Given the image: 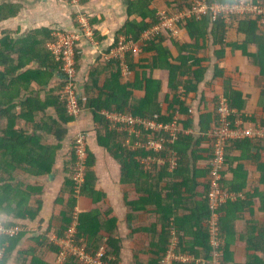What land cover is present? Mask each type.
I'll return each mask as SVG.
<instances>
[{"label":"trees","instance_id":"obj_1","mask_svg":"<svg viewBox=\"0 0 264 264\" xmlns=\"http://www.w3.org/2000/svg\"><path fill=\"white\" fill-rule=\"evenodd\" d=\"M130 1L129 14L135 15V18L126 22L122 33L139 38L143 31L162 19V15L159 16L156 8L151 6L153 0ZM192 1L195 0H181L178 6L182 8L185 3L190 4ZM207 1L231 4L235 2V0ZM21 6V3L14 1L0 2V21L15 17ZM138 16L141 19H137ZM224 18L221 15L211 20L208 13L200 17L190 16L186 21V28L191 42L179 43L171 37H164L163 33L154 36L145 47L147 50L154 49L152 60L138 64V67H143V71L140 74L136 69L137 74L132 82L122 81L117 59L110 60L107 68L94 67L90 71L85 104L93 111L98 124L99 143L107 147L119 161L121 182L132 185L133 192L139 195L137 201L129 202L127 205L134 213L144 212L154 218L149 225H141L136 229L133 226V217L129 218L132 236L144 235L150 239L149 242L142 240L136 242L133 264H162L167 256L173 231L179 238V254L194 256L202 261L200 264H211L212 248L208 228L212 213L208 200L210 168L207 160L213 156L214 138L209 135V131L215 127L216 122L211 114L202 115L199 133L181 132L175 140L166 143L165 149L157 153L153 150L125 148L116 130L109 128L110 122L103 111L132 112L145 118H153L158 114V120L171 121L172 114L169 117L160 115L158 95L163 82L153 78L151 73L154 68L167 70L170 91L177 90L179 86H182L188 95L197 91L208 69V65L203 63L208 58L200 55V51L207 47L210 33L214 44L220 45L216 50L219 57L224 55L227 45L241 47L244 52L249 53L247 45L257 43L258 52L249 55L264 73V29L258 33L257 20L251 16L234 17L241 18L238 29L246 33L247 38L242 44L226 42ZM54 37L53 30L48 27L32 29L26 35L18 37L12 30H5L0 37V215L17 221L33 222L40 216L43 208L41 196L45 192V187L38 179L53 173L58 152L68 134L67 124L75 119V116L68 112L66 99L60 94L66 76L62 70V61L56 59L47 46ZM173 46L179 51L176 57L172 54ZM134 66L135 64L132 65ZM223 72L224 68L217 64L215 75H223ZM55 75L60 76V82L49 88ZM184 76L187 78H183ZM134 89H145L146 93L137 100L134 97ZM225 89L231 106H240L238 91L228 83ZM79 103L83 107L84 102L80 97ZM174 103L180 104L190 115L189 107L178 97L174 98ZM261 104L264 107V90ZM50 108L55 112H50ZM243 119L246 120V117ZM183 121L186 127L194 125L191 116ZM165 136L168 134L165 133ZM204 143L207 145L204 146ZM261 150H264L262 141L236 138L230 142L225 155L228 168L223 170V176L231 172L233 179L231 181L223 179L222 186L225 192L238 194L249 188L247 179L250 169L242 165L240 162L242 159L257 163L261 172L260 183L264 187V161L260 160ZM235 151H240V154H234ZM87 152L85 177L81 183L73 179L77 161L74 149L66 159L68 175L61 194L67 195L68 198L64 200L65 196L59 197L63 211L60 217L54 219L59 223L54 229V234L59 240L66 238L75 222L74 211L78 195L91 199L95 205L105 198L103 192L96 189L97 177L93 170L95 155L90 149ZM150 153L166 158L161 170L153 173L145 171L141 159ZM172 157L176 158V165L170 170ZM200 160L207 161V165H198ZM22 177H26L25 180L21 179ZM29 178H35L37 181L34 184L26 182ZM254 193L244 200L228 201L218 210L221 238L225 241L223 264L233 263L231 248L238 240L246 244V264H264V224L261 229L254 226L249 228L247 235L240 236L239 239L235 227V222L247 211L253 212L252 207L256 202L259 204L260 212L264 213V191L256 189ZM77 223L75 235L77 245L84 246L91 255H96L106 245L107 256L104 260L107 261V258L111 257L114 259L112 264H124L121 259V240L116 238L117 226L114 219H109V215L100 210H94L79 215ZM46 235L47 233L33 239L35 247L29 254L36 255L38 249H46L47 255L61 256L63 250L53 244L54 242H50ZM22 239L23 236L14 240L0 238V248L7 243L11 244L8 258L3 264L8 263ZM24 258L27 259V256ZM32 264L49 263L43 261L40 256H33ZM62 264L80 263L76 257L68 256Z\"/></svg>","mask_w":264,"mask_h":264},{"label":"crops","instance_id":"obj_2","mask_svg":"<svg viewBox=\"0 0 264 264\" xmlns=\"http://www.w3.org/2000/svg\"><path fill=\"white\" fill-rule=\"evenodd\" d=\"M5 1L19 2L22 6L15 17L0 21V37L3 35L5 30H12L14 35L18 37L20 35H26L32 29L48 27L53 30V35L55 36L52 41L47 43V46L50 49L51 42L57 39V31H73L80 28L81 19L83 17L88 20L91 28L94 30L93 42L87 37H83L80 42L79 53L77 54L78 58L76 56L77 92L79 97L83 99L84 105L83 107L81 106V110L77 115H73L75 116V119L67 124L68 134L63 140L61 150L58 152L53 173L47 177L38 179L45 187V192L41 196L43 208L38 221H41L40 219H47V230L45 233H47L46 236L50 239V242H54L53 244H55V240L58 238L57 235L54 234V229L59 226V223L57 221L55 222L54 219L56 217H60L63 211V206L59 204V197L65 196L64 200H67L68 198L67 195L61 194L62 187L68 175L66 173V159L73 150L75 138L79 134L85 133L87 135V150L90 149L96 158L93 166V170L97 177L96 189L103 192L105 198L98 205H95L91 199L78 195L77 205L74 211L76 218L72 227L74 225L77 226V219L81 214L90 213L94 210H100L102 213L108 214L109 219H114L116 221V238L121 240L122 247L121 259L124 264H133L134 255L137 249L136 242L141 240L149 242L150 239L148 236L144 235L133 237L131 234L132 231L129 228V218L133 217L134 229L141 225H149L153 222L154 218L144 212L134 213L127 205L129 202L137 201L139 199V195L138 193L133 192L134 188L132 185L121 182V165L119 161L112 155L107 147L99 143L97 129L98 124L95 120L93 111H91L89 106L85 104L88 97L86 86L89 80L90 71L94 67L107 68L109 66L108 62L114 59H117L119 62L122 81L124 83L134 81L137 74L136 69L140 71V74L143 71V67H138V64L148 63L152 60V55L155 53L154 49L147 50L145 47L148 45L149 41L159 33H163L164 37H171L179 43L191 42L192 39L186 28V21L189 16L185 15V13L188 12L193 1L190 4L185 3L181 8L178 6V2L181 0H153L151 6L156 8V13L160 16L161 12H166L169 17H173V20L171 21L172 24L170 26L163 25L162 19H160L156 24L143 31L139 38L127 36L122 33V29L126 22L135 18V15L129 14L130 0H78V2H72L71 0H0V2ZM238 1L239 0H235L233 3ZM252 1L261 4L264 8V0ZM210 3L231 4L220 2ZM244 16H251L252 19L257 20L258 33L264 29V21L261 19L260 15H251L249 13L233 14L230 18H224V23L226 25V42L242 44L246 41V33L241 32L238 29V24L241 18L234 19V17ZM210 18L213 20L211 15ZM137 19H141V17L138 16ZM210 26H212V23ZM121 36L134 38L137 46L141 48V51L134 53L129 50L125 54V63L127 64L126 69L121 65L120 59L111 57L110 55L111 48L115 46ZM219 48L220 45L214 44L213 36L210 33L207 47H203L200 51V55L208 58V60L203 62L205 65H208V69L204 78L200 81L197 91L191 92L189 95L182 86H179L177 90L170 91L168 84V71L161 68H154L151 73L152 77L160 79L163 82L158 95V101L161 107L160 115L169 117L172 114V120L168 121L169 123L176 119L179 126L182 127L183 130H190L191 133H199L202 115L211 114L212 118L215 117L214 122H216L218 116L217 106L219 104L220 97H226L229 105L231 106L230 100L225 95V88L228 83L240 94V106H231L237 111L235 117H240L242 119L246 117V120H243L244 126L251 127L255 130L260 127L262 132V136L241 137L240 139L243 138L262 141L264 144V107L261 104V95L264 90V73L261 72L260 68L255 63L254 58L249 55L250 53L258 52V44H248L246 48L249 53L244 52L241 47L234 48L232 45H227L222 57H219L216 52ZM52 53L54 52L52 51ZM172 54L175 57L178 56L179 51L176 46H173ZM54 56L56 58L55 53ZM134 64L135 66L132 67ZM217 64L224 68L223 75H215ZM110 67H112V65ZM183 78H187V76H184ZM59 80L60 76L55 75L48 87L50 88L56 86L60 82ZM145 93V89H134V97L137 100L141 99ZM175 97H178L179 100L189 107L190 115H188V112L183 110L180 104L174 103ZM49 111L52 113L55 112L53 108H50ZM190 116L194 119V125L186 127L183 120ZM109 128L112 129L110 125ZM116 132L125 148H129L131 150L144 149L133 147L137 140H141V138L143 140H147V137L143 136V134L148 133V131L144 130L142 132L143 137H137L135 133L126 134L124 131L123 133H119L117 130ZM162 136H165V134ZM167 142L168 141L163 142L164 148L153 151L157 153L160 150L162 151V149L167 147ZM203 145L206 146L207 144L204 143ZM255 151L256 148H254L253 152ZM234 154L239 155L240 151H235ZM149 155L158 156L157 154L151 153ZM158 157L162 159V163L156 161L153 163L151 168H146V164L143 163L147 173L157 172V170H161V168L165 165L166 158L162 156ZM144 158L141 160L143 161ZM260 160L264 161V150H261ZM207 161L200 160L198 165L205 166L207 165ZM240 162L243 166L245 165L246 168L250 169L249 177L247 179L249 188L238 194L231 192L233 195V200L231 201H236L238 199L244 200L255 194L254 192L256 189L261 192L264 191L263 184L260 183L261 172L258 169L257 163H250L243 159ZM169 168L170 170H173L174 166L171 164ZM227 168L228 166L226 169ZM25 178L26 177H22L21 179L25 180ZM232 179L233 175L231 172H228V174L224 177V180L226 181H231ZM36 181L37 179L35 178H29L26 180V182H30L31 184H34ZM252 210L253 212L247 211L241 219H238L235 222L238 239L240 236L247 235L249 228H252L253 226L257 227L256 229H261L263 227L264 213L260 212L259 204L257 202L253 204ZM219 215L220 214H218V216ZM137 216L138 218H136ZM38 221H17L8 216L0 215V229L4 228L6 231H10L19 227L22 230V232L13 238L5 233H0V238L7 237L14 240L23 236L21 243L13 251L7 264H32L33 256H40L43 261L49 264H62L65 261L61 256L47 255L46 249H38V255L37 253L36 255H33L32 253L29 254L30 251H32L31 249L35 247L33 239L43 235L41 234L36 236L37 233L34 227L37 225ZM172 236L173 237L170 241V246L167 252L168 256L174 255L177 258L183 257L187 264H200L202 262L201 260H197L194 256L179 254V238L177 237L175 231L172 232ZM244 243L245 242L238 240L237 243L232 246V264H246L247 247ZM10 247L11 244L7 243L3 248H0V250L5 251L0 264H3L5 259L8 258V250ZM25 255L27 256V259L24 258ZM166 257L164 259H166Z\"/></svg>","mask_w":264,"mask_h":264},{"label":"built area","instance_id":"obj_3","mask_svg":"<svg viewBox=\"0 0 264 264\" xmlns=\"http://www.w3.org/2000/svg\"><path fill=\"white\" fill-rule=\"evenodd\" d=\"M72 2H78V0H71ZM204 13H209L213 20L219 16L230 18L233 14L249 13L251 15H260L264 21V8L259 3H255L252 0H239L233 4H213L207 0H195L193 1L190 9L185 15H195L200 17ZM162 24L170 26L173 17H169L166 12H161ZM57 39L50 44V49L55 53L56 58L62 61V70L66 74L64 84L60 89L61 97L67 101V109L70 114L77 115L81 110L79 103V95L77 92V69H76V56L79 53L80 42L83 37H87L93 42L94 30L91 28L86 18L81 19L80 28L76 30H59L56 32ZM131 50L132 52L141 51V48L137 46L134 38L121 36L118 42L110 50L111 57L121 60V65L125 67V54ZM104 114L110 122V127L117 130L119 133H135L137 137L142 136V132L148 131L143 134L147 137V140H137L133 148H144L146 150L157 151L160 148H164L163 142H172L175 140L181 132L190 133V130H183L179 126L177 120L173 122H163L158 120L159 116L155 115L153 118H145L137 116L132 113L120 112V111H108L104 110ZM235 108L229 105L226 97L222 96L219 99L217 106V120L215 127L209 131V135L214 138L213 143V156L208 160L210 168V183H209V208L212 216L209 222V242L212 248V261L211 264H223L224 256V240L221 238V230L219 225L218 210L226 204L228 201L233 200V195L223 190V170L226 168V149L233 139L241 137H255L262 136L261 128L253 129L251 127L244 126V119L235 117ZM167 133L168 136H162ZM86 134L81 133L75 138L73 149L77 155L76 167L74 170L73 179L78 183L84 180L85 175V163L88 156ZM142 136V137H143ZM171 164L176 165V158H171ZM161 162L162 159L156 155H148L143 159V163L146 164V168H151L154 162ZM21 228H14L10 231H6L4 228L0 229L1 234H6L10 237H16ZM76 225H74L65 239H56L55 244L59 246L63 253L61 257L66 260L68 256H74L80 264H112L113 258H107L106 245L96 255L89 254L84 246H79L75 242ZM83 241L80 240V243ZM5 251L0 250V262L3 259ZM187 264L183 257H175L174 255H167L162 264H173V262Z\"/></svg>","mask_w":264,"mask_h":264},{"label":"rangeland","instance_id":"obj_4","mask_svg":"<svg viewBox=\"0 0 264 264\" xmlns=\"http://www.w3.org/2000/svg\"><path fill=\"white\" fill-rule=\"evenodd\" d=\"M40 216L38 217L37 221L39 220ZM41 221L37 222V225L34 227L36 231V236H39L41 234H44L47 230V219H40Z\"/></svg>","mask_w":264,"mask_h":264}]
</instances>
